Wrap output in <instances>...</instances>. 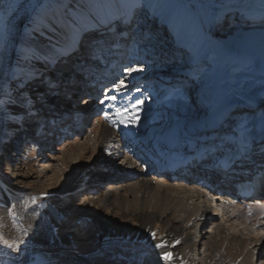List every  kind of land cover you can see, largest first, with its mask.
<instances>
[{"label":"bare ground","instance_id":"bare-ground-1","mask_svg":"<svg viewBox=\"0 0 264 264\" xmlns=\"http://www.w3.org/2000/svg\"><path fill=\"white\" fill-rule=\"evenodd\" d=\"M20 2L31 15L19 28L23 10L13 2L3 21L0 82L18 96L16 83L29 80L23 91L34 106L25 116L6 105L0 118V137L17 147V154L6 142L0 147V264H39L37 257L51 264H264V188L258 200L224 203L200 184L215 158L205 148L230 139L264 102V24L254 18L264 13L248 18L264 10V0ZM133 4L132 23L118 20ZM74 17L87 29L81 39L99 34L92 56L71 38ZM231 37L251 51L228 47ZM206 53L201 64L210 73L191 74ZM128 68L143 71L129 75ZM121 80L126 86L117 93ZM106 94L118 98L101 110ZM82 96L83 110L75 102L70 112ZM137 99L143 103L134 108ZM56 101L66 116L52 108ZM160 146L164 153L185 148L191 158L178 171L171 160L153 162ZM241 168L255 171L232 165L226 177ZM72 219L84 226L79 238L60 226ZM89 233L90 244L82 240Z\"/></svg>","mask_w":264,"mask_h":264},{"label":"snow or ice","instance_id":"snow-or-ice-1","mask_svg":"<svg viewBox=\"0 0 264 264\" xmlns=\"http://www.w3.org/2000/svg\"><path fill=\"white\" fill-rule=\"evenodd\" d=\"M138 4H133L128 10L124 12L122 16L117 17L118 20L125 24H131L133 18L135 16V8ZM264 23V19L261 20ZM70 30L72 33V39L75 41L77 46V50L83 48V54L86 56L93 55V47L92 44L98 39L97 37H91L88 41L81 39L82 34L87 31L86 28L79 26L76 22V18H73V24L70 26ZM6 31V25L3 21H0V35ZM52 49H56L63 55L66 49H57V45L53 43L51 45ZM33 58L39 59V54L33 52ZM47 61L48 58L45 57ZM143 71L142 68H128L126 69L127 74H131L133 72ZM43 83V81H41ZM29 80H23L16 83V91L19 92V95H13L11 92L4 91V83L0 82V118H3V114L6 112V105L15 104L18 108L22 109L25 116H31L33 113L31 112V107L34 106V101L31 97L26 96L24 94L23 89L27 87ZM114 91L117 93H123V89L125 87L124 81L121 80L118 84H114ZM50 92L55 91V86L49 83ZM131 90V89H129ZM177 95L180 94V90H176ZM118 97L116 95H105L103 99L100 100L101 110H103V106L106 105L107 101H115ZM37 99H40L39 97ZM42 102V101H41ZM143 101L137 99L133 107H138L141 105ZM10 119H14L11 115H9ZM138 119V117H137ZM239 129L238 132H234L230 139L225 138L221 141V144H211L205 148V154L214 155L216 153H221L225 156L223 160L220 161L221 165L224 167H231L232 165H239L241 167L251 165L253 170L258 171L260 173L259 179H264V123H262L261 134L259 139L253 136L249 132L248 123L246 121H242L237 125ZM221 145L228 147V152L223 153ZM83 223V221H82ZM152 238L155 239L154 234H152ZM163 244H156L155 247L157 249L162 248ZM25 250L27 248V242H25ZM164 259H170L169 253L162 254ZM39 264H51V258H48L47 261L41 260L37 257Z\"/></svg>","mask_w":264,"mask_h":264},{"label":"rangeland","instance_id":"rangeland-1","mask_svg":"<svg viewBox=\"0 0 264 264\" xmlns=\"http://www.w3.org/2000/svg\"><path fill=\"white\" fill-rule=\"evenodd\" d=\"M13 2H19L18 3V5L19 4H21V2H20V0H0V21H4V20H6L8 17H9V10H10V8H11V5H12V3ZM31 4V3H30ZM22 7H23V5H22ZM204 7V9H203V11H206V10H208L209 9V7L208 6H203ZM18 8H19V10H21L22 8H21V5H19L18 6ZM28 8L29 7H25L24 9H22L23 10V12H22V14L18 17V19H17V25L19 26V28H21L23 25H24V21L25 20H27L29 17H30V12L28 11ZM71 16H72V14L71 13H69ZM68 14V18H70V15ZM138 14V13H137ZM254 18H261L260 20H259V22L258 23H260V24H264V23H262L261 22V20L262 19H264V17L263 16H259V15H257V16H255ZM135 26H136V24L135 25H132V27H131V29L129 30V31H132L134 28H135ZM223 29V31H225L226 29L227 30H230L231 29V27L230 26H228V28L227 27H224V28H222ZM220 31H221V29L219 30V32L217 33L218 35H220ZM212 34H215L214 32H212ZM99 35V34H98ZM97 35V36H98ZM96 36V37H97ZM95 37V36H94ZM227 42V46L228 47H230V48H232V49H238V50H241V49H248L249 51H251V48H249V47H247V46H245L240 40H238V39H236V38H234V37H231V39H229V40H227L226 41ZM208 55V53H206V54H204V58H202L201 60H199V61H197L196 62V66L194 67V69L193 70H191L190 71V73L191 74H193V75H195V76H197V77H199V76H204V75H207L208 73H210V70L208 69V71L206 72V73H203V70L205 69L204 67H205V63L204 64H201V62L203 61V60H205V59H207L206 58V56ZM64 68L65 67H63V68H61V69H63L64 70ZM124 84H125V86H126V81H124ZM99 89H102V88H99ZM74 92V90H71V93H73ZM104 92V90H102L101 91V93H103ZM83 97V98H82ZM81 97V99H80V101L78 100V101H74L73 103H71V104H68V106H67V109L71 112H73V108H74V104H75V102H78V105H79V107L81 108V110H83V106H84V103H85V101H84V96H82ZM56 104H57V101H56ZM58 104H59V102H58ZM55 105V104H54ZM253 108L252 109H254V108H256V109H254V111L255 110H257L256 111V113L254 114V115H256V114H258V113H262V112H264V105L263 104H261V105H258V104H256V105H254V106H252ZM53 108V107H52ZM59 108H60V110H61V113L64 115V116H66L65 114H67V112H65L64 111V109H65V106H59ZM59 112V111H58ZM68 114H70L69 112H68ZM83 128H86V129H88L89 128V125L88 124H86V125H84V127ZM58 129V128H57ZM59 129H60V126H59ZM54 130H56V128L54 129ZM3 139V138H2ZM3 142H6L8 145H10V146H12V152H13V154H17V147H16V142H15V140L14 139H11L10 141H9V139L7 140V141H3ZM15 142V143H14ZM51 143L53 142V141H50ZM14 146V147H13ZM16 149V150H15ZM42 181L44 182V183H46V181H45V179L44 178H42ZM79 192H77V194H78ZM75 198H76V196H75ZM69 202V201H68ZM74 204H77V201H76V203H72V204H68V211L69 212H71V211H73V207H74ZM72 206V207H71ZM78 207V206H77ZM62 214V213H61ZM72 224H71V223ZM68 224H63V223H61L60 224V226H64L65 228H66V236L67 237H70V236H73L74 235V237H76V238H79L80 237V233H79V230H80V228L83 230L84 229V226H79L77 223L76 224H73V223H75V221L72 219L71 221H70ZM76 225V226H75ZM74 226V227H73ZM80 227V228H79ZM82 240L83 241H85V242H88L89 244L90 243H92V240H93V233H89L88 234V241L86 240V239H83L82 238ZM77 258H79V256L77 257V256H73V255H71V258H69V260H71L72 262H75V260L77 261ZM68 259V258H67ZM91 262V264H93V260L92 261H90Z\"/></svg>","mask_w":264,"mask_h":264}]
</instances>
